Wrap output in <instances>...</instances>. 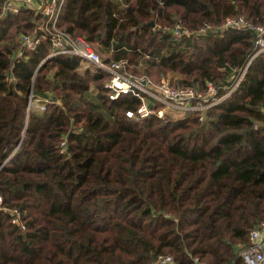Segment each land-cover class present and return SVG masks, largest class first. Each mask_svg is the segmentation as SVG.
<instances>
[{
  "label": "trees",
  "instance_id": "16d2710c",
  "mask_svg": "<svg viewBox=\"0 0 264 264\" xmlns=\"http://www.w3.org/2000/svg\"><path fill=\"white\" fill-rule=\"evenodd\" d=\"M4 2L0 264H245L251 231H264V54L202 121L168 111L136 123L125 114L139 101H111L107 75L81 74L73 56L42 64L49 41L14 60L40 17L3 16ZM241 16L264 25V0H66L60 28L135 76L172 74L200 90L209 81L222 96L255 52L253 32L220 30ZM179 21L191 37L163 31ZM48 94L59 104L29 112L31 95Z\"/></svg>",
  "mask_w": 264,
  "mask_h": 264
},
{
  "label": "built area",
  "instance_id": "2783aa9c",
  "mask_svg": "<svg viewBox=\"0 0 264 264\" xmlns=\"http://www.w3.org/2000/svg\"><path fill=\"white\" fill-rule=\"evenodd\" d=\"M65 8L66 0H5L2 7L3 16L32 11L40 17V21L36 22L37 30L31 35L21 36V45L13 59H27L24 56L25 51H35L44 41H49L51 44L49 55L42 64L58 56H73L80 59L81 67L86 65L83 70L79 66L78 70L81 74L89 71L92 74L100 72L107 75L108 80L105 88L111 101H117L122 96H132L139 101L135 110H128L125 114L129 121L136 123H141L151 117H158L165 121L168 111L179 112L183 115L199 114L202 121L208 110L234 94L254 59L264 54V25L254 24L243 16L229 19L220 30H248L255 34L256 40L254 54L246 67L238 75L231 78V85L226 89L225 94L220 96L218 88L209 81L203 90L193 87L185 88L180 85L175 86L167 81L169 80L167 78L157 83L147 76L133 75L129 71V63L126 60L117 61L103 58L85 37H74L60 28V19ZM158 28L161 29L162 27L159 26ZM162 29L166 33H170L175 40L193 35L184 28L181 21L177 22L174 27L166 26ZM210 29L212 28L207 26L196 35L203 36ZM143 81H145L144 85L142 84ZM51 104H59V101L55 100L52 94L39 98H34L31 95L28 110L34 109L39 113H44L47 106ZM64 145L65 143L62 144V146ZM2 203L3 199L0 197V206ZM12 214L14 215L12 223L20 227L23 226L19 212L14 211ZM239 255L245 264H264V231L258 229L251 231L250 244L245 246ZM153 264H178V262L171 255H160ZM194 264L205 263L195 260Z\"/></svg>",
  "mask_w": 264,
  "mask_h": 264
},
{
  "label": "rangeland",
  "instance_id": "374dc122",
  "mask_svg": "<svg viewBox=\"0 0 264 264\" xmlns=\"http://www.w3.org/2000/svg\"><path fill=\"white\" fill-rule=\"evenodd\" d=\"M33 34V33H32ZM95 47V46H94ZM96 48V47H95ZM96 51H98L97 49H96ZM99 52V51H98ZM103 58H109L107 55H103V54H100ZM86 65H83V67H81V63H80V67H81V70H83V68L85 67ZM142 69H145L144 67H142ZM169 77V80H167V81H169L170 83H172L173 85H175V86H179V84H177L176 82H178V79H176V76H174L173 77V75L171 74V75H169L168 76ZM168 77H167V79H168ZM163 78H166V77H163ZM92 92H93V94H96V90L94 89V88H92ZM29 112H32V113H37V114H39V112L37 111V110H32V111H29Z\"/></svg>",
  "mask_w": 264,
  "mask_h": 264
},
{
  "label": "water",
  "instance_id": "95a60500",
  "mask_svg": "<svg viewBox=\"0 0 264 264\" xmlns=\"http://www.w3.org/2000/svg\"><path fill=\"white\" fill-rule=\"evenodd\" d=\"M152 25H153V24H152ZM142 84L144 85V84H145V81H143Z\"/></svg>",
  "mask_w": 264,
  "mask_h": 264
}]
</instances>
